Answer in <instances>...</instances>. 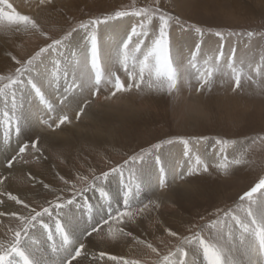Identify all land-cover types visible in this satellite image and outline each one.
Returning <instances> with one entry per match:
<instances>
[{
  "label": "rangeland",
  "instance_id": "rangeland-1",
  "mask_svg": "<svg viewBox=\"0 0 264 264\" xmlns=\"http://www.w3.org/2000/svg\"><path fill=\"white\" fill-rule=\"evenodd\" d=\"M18 1L27 2L25 9L16 7ZM133 18L137 22L132 26L134 21L127 20ZM120 21H126L124 53L156 49V59L166 61L177 55L173 35L184 30L190 35L192 56L197 57L204 45L213 49L215 68H207L209 60L186 64L196 81H183L188 83L186 98H191L194 108L191 117L183 116L177 78L161 61L155 72L140 68L135 72L138 78L131 77L128 84L124 76L119 78L117 83L127 86L123 93L132 99L133 111H112L105 118L90 114L92 122L102 127L94 132L98 137H71L70 143L48 147L21 136L14 157L3 166L15 169L8 181L23 194L9 199L11 211L0 222V258L28 229L91 192L96 195L92 197L96 216L98 211L102 214L100 204L107 209L111 198L114 211L92 223L87 236L97 245L90 264H192L199 261L193 254H214L224 264L221 253L235 234L234 226L255 220L264 199V0H0V102L23 79L38 73L36 66L43 57L55 55L59 46L66 49L81 32L90 37L84 39L88 42L80 54L89 53L93 65L101 45L99 29ZM67 55L65 60L75 57ZM126 57L120 70L128 67ZM203 69L208 70L207 77ZM93 94L92 103L100 92L95 89ZM116 99V108L125 104L124 99ZM88 106L84 103L77 109L75 122ZM8 114L0 115L1 128L16 130L18 137L19 128ZM86 121L88 117L82 124ZM59 123L42 125H47L48 133H56ZM173 145L184 148L182 157L188 160L197 156L199 148L208 153L203 165L191 166L184 175L182 168L188 164L183 162L178 170L183 176L175 178L195 192L159 201L151 194L145 196L142 184L134 182L143 162ZM113 178L112 194L106 183ZM174 186L169 180L168 188ZM259 229L254 248L264 255V233ZM22 252L14 255L28 261ZM88 254L87 259H92ZM75 258L74 254L63 264Z\"/></svg>",
  "mask_w": 264,
  "mask_h": 264
},
{
  "label": "bare ground",
  "instance_id": "bare-ground-1",
  "mask_svg": "<svg viewBox=\"0 0 264 264\" xmlns=\"http://www.w3.org/2000/svg\"><path fill=\"white\" fill-rule=\"evenodd\" d=\"M14 3L16 7L20 9H25V3L27 4V2H23L22 4L20 1ZM130 21H134L131 23L133 26L135 22H137V18L127 20V22ZM124 22L126 21H120L115 25H105L100 28L101 30L99 29L98 36H100L101 45L97 51V57L95 56L97 60L93 65L89 53L85 56L80 54L84 51L88 42L84 41V39H89L90 37L88 32L84 34L81 32L74 37V40L67 43L66 49H64L61 45L62 48L59 46L55 51V55L53 53V55L51 54L43 57V63H39L38 66H36L37 71L35 72L38 73L32 74L31 76L29 75V77L25 80L23 79L20 83L22 85H16L17 87L15 89L13 88L1 99L0 115L5 112L9 113L8 115H10L14 121L13 123L17 124L19 128L20 136H14V132H16V130H13L12 133L7 128H1L0 125V222H3L4 216L8 215L11 211L12 204L9 202V199L11 197L14 198L22 196L23 194L19 193L18 189L8 181L15 169L3 167L8 165V161L14 157V146L17 144V140L19 142V138L21 139V136L25 139H32L36 141L38 145H46L48 147L60 146L63 143H68L71 140V137H83L85 139L88 137V139L98 137L99 135H97V133L94 134V132H96V130H101L102 127L99 128V125L96 122H92V116H90V114L105 118L107 113L110 114L112 111H118L120 113H125L126 110L133 111V105L129 103L132 99L124 97L123 93L124 90L126 91L127 86L117 83L119 78L124 76L126 78L125 81L128 84L131 77L138 78V76L135 77V72H137L140 68L142 71L147 70L152 73L157 71L158 65L162 63L161 61H165L161 58H158V60L156 59L159 52L157 53L156 49H154L155 47L153 48L155 52H151V50L144 52L142 48V51L139 54H131L132 51L130 52V49L127 50L126 48L127 51L124 53L122 50L123 48L121 49L122 38L125 36V31L123 30L125 26ZM176 33L173 35V37H175L171 41L174 48H178L177 55L173 53V56L170 59H166L167 62L165 61L164 63L165 65L168 64L167 68L171 70L169 73H173L175 78H177V92L182 96L179 101L182 106L181 110L183 112V116L190 118L191 116L189 111L194 108L191 104V98H186V93L189 88L186 84L188 83L183 81L189 80L193 83L195 75L192 76L191 71L193 69L192 67L188 69L186 64L193 60V62H199L201 60H204L203 62H205V60H209L207 68L213 69L215 68L216 63L215 59H212V55L214 53L213 49L204 45V48L199 50L197 57L192 56L193 48L190 49L191 43L189 33L185 32V30L184 33L181 31ZM128 37L130 39V36ZM138 39H136V41ZM126 43L129 44L128 42ZM149 48L150 47H148V50ZM69 53L70 55L75 54V57L65 60V55ZM129 56L130 59H128ZM125 57L128 67L126 69L124 66V68L122 67L123 69L120 70L119 67L122 64L121 60L125 61ZM128 60L131 61L129 62ZM164 70L167 72L166 69ZM207 71H204L203 69L204 77L209 75V72ZM115 73L117 77L119 75L118 78H115ZM141 73L142 72H140V75ZM197 78L198 77H196V79ZM95 89L97 91L99 90L100 94L97 95L96 101L92 103V94ZM66 95H70V98H63L66 97ZM102 95L109 97L112 96L113 100L111 102L108 100H106L107 102H102ZM119 97L122 98V100H125V104L122 107L116 108L115 106L118 103L115 102H118V99H114ZM84 103L89 104L88 109L85 114L81 115L80 118L82 119H80L79 123L75 122L78 112L77 109ZM108 103L110 105L105 106ZM87 117L89 121L82 124L83 120L87 119ZM44 122H60L62 125L60 130L56 133H48L49 131L45 128L47 125H45V127L42 125ZM198 150L197 156L191 155L193 156V159L191 158L188 160L182 157V154L185 155L186 153L184 148L181 149L178 145L166 148L165 150L160 151L155 158L150 157L147 162H143L142 168L136 177L137 180L134 182H137L138 184L140 182L142 184V192L145 196L151 194L158 201L171 198L175 195L184 196L190 193L192 194L195 192L191 188L192 186H189L188 183H178L175 178H180V176L186 174L187 171L189 172L188 169H191V166L193 167V165L195 167L203 165L205 161L204 159L208 158V153L203 152V149L201 150L200 148ZM157 161H159V163H157ZM183 162L187 163L189 167ZM211 162L215 163V161ZM182 164H184V167L182 168V170L184 169L183 175H181L182 172L178 175L179 167L182 166ZM169 180L175 182L173 189L168 188ZM106 185V189L113 194L114 188L116 187L114 178L111 179L110 182L106 183ZM108 195L111 196V193H108ZM94 196L96 195L92 192L85 194L76 203L68 204L63 209L61 208L59 212L46 217L40 225L33 227L35 229H28V231L22 235L20 240L14 244V248L0 258V264H11L12 260H14L15 264H63L66 259L69 260V258L74 256V254L76 255V258L73 263L70 264L92 263L94 258L93 249L94 246L97 245L93 241L92 237L89 238L87 236L89 231L92 229V223L96 221L98 222L100 217H103L102 219L108 218L107 211H110V214L114 211L112 210L113 204H110L112 198L110 199L109 197L110 201L107 205L108 208L106 209L105 206L103 207V204H100L102 214L98 211L96 216L92 211V208L96 207L92 200V197ZM82 199L87 200L83 201ZM84 202L87 205H84ZM256 212L257 214H254L255 220H252V218L249 217V223L243 222L234 226L233 230L235 234L231 237L232 234L230 233V238L232 239L229 238L226 241L228 246L226 249H223L221 253L224 261L222 263L260 264V260L264 259V255H260L261 250L254 248V241L257 238H255V234H257L256 229L260 228L264 233V199L261 198ZM47 226L48 228L46 229ZM49 228L51 230H49ZM19 249L20 251H23L22 254L24 253L26 257H28V261L24 262L21 259L23 256L17 254V256L14 255ZM69 249L71 252H69ZM88 253H91L92 259H87L89 257ZM252 254H255V259H253ZM193 255L194 258L197 257L195 260H199L198 262L193 260V263L197 262L194 264H219V261H217V257L216 255L214 256V254L206 256ZM201 255H203V253ZM261 264L264 263L262 262Z\"/></svg>",
  "mask_w": 264,
  "mask_h": 264
}]
</instances>
